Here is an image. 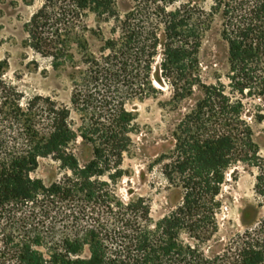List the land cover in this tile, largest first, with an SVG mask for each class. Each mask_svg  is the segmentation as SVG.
I'll return each mask as SVG.
<instances>
[{
    "label": "trees",
    "instance_id": "1",
    "mask_svg": "<svg viewBox=\"0 0 264 264\" xmlns=\"http://www.w3.org/2000/svg\"><path fill=\"white\" fill-rule=\"evenodd\" d=\"M90 13L96 28L87 23ZM216 16L236 92L205 83L199 72L202 40ZM112 21L107 35L101 23ZM26 26L29 45L54 69L80 67L73 44L85 69L68 105L40 94L25 98L5 80L0 61V264H264V217L248 224V208L246 228L220 250H207L220 230L227 170L260 159L245 103L235 94H264V0H214L210 11L192 4L168 11L158 3L155 12L134 9L124 17L117 0H44ZM155 67L174 103L201 91L174 133V149L161 158L181 198L156 222L147 198L124 201L113 186L125 174L136 130L127 101L157 92ZM79 140L90 149L84 162ZM43 158L64 169L50 184L32 176ZM256 190L264 198V168Z\"/></svg>",
    "mask_w": 264,
    "mask_h": 264
},
{
    "label": "rangeland",
    "instance_id": "2",
    "mask_svg": "<svg viewBox=\"0 0 264 264\" xmlns=\"http://www.w3.org/2000/svg\"><path fill=\"white\" fill-rule=\"evenodd\" d=\"M164 5L168 11H173L186 4L199 5L210 11L214 0H117L119 15L131 10L144 9L155 12L158 5ZM44 0H0V61L6 62L4 78L10 82L25 98L35 94L50 96L62 104L71 105L74 79L78 71L84 70L82 53L76 44L72 45V53L80 67L71 64L60 69H54L51 59L43 56L29 45L27 23L37 12ZM90 27L99 25L97 17L90 13L87 18ZM107 35L115 25L103 22ZM219 16L214 18L212 27L206 31L199 53V72L207 84L218 81L227 86L229 93L236 92L231 85L226 43L219 34ZM101 47L97 40L92 42L96 52ZM157 63H155L156 65ZM156 93L144 99L127 101V109L136 115L135 133L132 134V146L125 154L124 176L114 186L116 194L124 201L137 197H145L151 205L153 221H159L166 216L180 201V190L173 188L166 180L161 167V158L168 157L174 149V133L183 116L196 104L201 91L195 88L193 95L179 103H174V91L169 84L160 83L158 68L152 72ZM242 98L245 103V119L254 131V142L260 157L258 165L239 161L233 164L226 173L219 200L222 207L217 214L220 227L217 239L207 246L209 251H218L239 231L244 230L243 212L246 210V221L254 224L264 217V198L257 192L256 184L259 174L264 168V94H251L246 89ZM262 115V119L261 116ZM73 119L79 125V115L73 111ZM77 152L82 162L90 156V149L79 140ZM64 173L59 161L43 158L40 165L32 173L35 178H41L46 184L58 180ZM104 180L110 179L106 176ZM88 255V250L85 251Z\"/></svg>",
    "mask_w": 264,
    "mask_h": 264
}]
</instances>
